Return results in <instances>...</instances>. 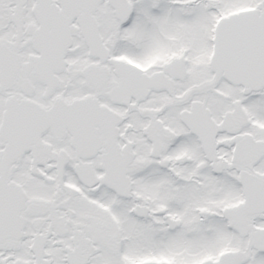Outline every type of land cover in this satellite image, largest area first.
<instances>
[{
	"label": "snow or ice",
	"instance_id": "6c2138e0",
	"mask_svg": "<svg viewBox=\"0 0 264 264\" xmlns=\"http://www.w3.org/2000/svg\"><path fill=\"white\" fill-rule=\"evenodd\" d=\"M0 264H264V0H0Z\"/></svg>",
	"mask_w": 264,
	"mask_h": 264
}]
</instances>
